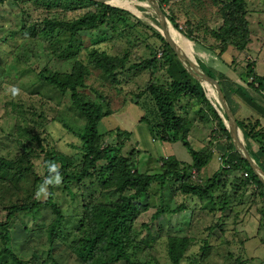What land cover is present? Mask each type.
Listing matches in <instances>:
<instances>
[{"label": "trees", "instance_id": "trees-1", "mask_svg": "<svg viewBox=\"0 0 264 264\" xmlns=\"http://www.w3.org/2000/svg\"><path fill=\"white\" fill-rule=\"evenodd\" d=\"M4 1L0 0V3ZM60 1L45 0L44 2L50 8L61 6L65 10H73L78 8L76 5L81 4L90 7V10L76 18L46 19L48 21L43 22L45 27L40 31L38 30L41 26L37 24L39 22H35V24L26 27L28 35L36 37L42 31L43 34L51 36L49 41L52 42L60 34L67 32L73 39L88 28H98L103 24H110L108 20L114 24L111 25V29L117 32V22L121 17H124L121 13H125L127 22L133 18L129 11L93 0H68L70 4ZM169 1L160 0L163 9L165 2ZM213 2L218 6L217 11L222 20L219 27H209L204 22L194 20L192 13L186 10L185 22L187 26L181 28V32L188 39L218 55L246 84L247 88L237 84L235 89L241 98L257 112L255 115L237 117V120L244 132L248 148L264 168V106L260 102V100H264V73H261L258 68V58H246V55L253 51L255 41L248 18L247 0H213ZM168 16L177 27L180 26L176 14L170 13ZM134 26L135 24L126 28ZM56 28L58 33L53 36ZM151 30L156 36L154 43L156 50L152 52L153 56L145 58L139 63L129 62L127 65L128 53L124 57H117L106 51L100 52L92 49L89 52L91 59L89 63L102 69L103 77L110 81L109 87L118 85L119 75L122 73L136 69H149L153 76L143 89L140 88L132 96L136 106L144 112L140 121L147 123L152 135L156 136L155 138L165 142L180 140L188 149L192 161L187 163L172 155L164 156L159 159L162 171L150 173L140 171L139 166L142 163L140 154L142 152L137 148L132 149L128 155L123 152L131 139V132L122 127L100 131V123L103 118L114 112L109 103L110 95L104 89L107 85L97 84L98 89L92 88L96 92L95 99L89 98L84 91L88 86L86 81L92 75L88 63L79 60L77 53L72 54L70 58L69 54L53 57L40 72L36 73L31 69L38 76V82L41 83L35 89L30 86L33 91H31L28 101L32 103L31 108L34 109L23 107L22 99L15 102V98H12L10 94L8 103L20 109L18 113H13L15 117L11 124L12 129L5 133V136L11 138L9 140L17 146L18 150L14 154H0V164H13L26 160L29 167H26L25 170L33 173L34 186L36 187L39 183L43 184L45 177L49 175L48 165L54 162L60 166L62 183L59 186L64 192L73 193L71 188L73 183H81L85 178L93 177L102 194L92 196L90 199L83 197L74 210L76 220L72 229H66L64 225L68 214L65 213L61 203L57 200L56 189L58 186H49V195L44 201L35 198V189L34 194L22 198L21 201L11 202L5 208V220L0 221V264H33L32 261L23 259L13 251L10 243L11 228L14 225L13 221L20 215L35 214L43 207H49L53 213L51 221L45 228L48 241H64L81 259L83 258L82 254L89 251L92 256L83 258L86 264H111L120 260H126L129 264H155L152 258L138 256L136 253L138 250L144 249L142 243L150 246L146 241L149 235L146 239H139L141 233L136 228V221L143 212L148 211L152 206L156 208L154 218L157 219L166 211L178 212L182 208H186L187 203H178L177 201V206L173 209H169L161 202L153 205L149 200L155 183L161 184L162 188L169 184L168 186L172 190L171 195L173 194L175 199H178L179 196L191 197L203 203V209L208 208V212L215 220V223L206 227L207 230L213 234V231L218 229L221 235L215 238L224 237L225 244L235 241L227 236L226 228L230 217L234 218V225L238 223L237 220L242 211L234 213L233 208L236 205H246L249 202L252 207H256V211L261 216L258 218L259 231L263 230L264 184L253 172L248 161L235 151L231 135L218 112L216 101L210 99L205 87L187 72L162 33L153 27ZM261 42L262 48H264V40ZM157 50L162 52L160 58L156 55ZM232 50L245 55L244 73L239 72L238 66L241 59L239 60L237 54H231V60L224 58ZM19 61L21 60L16 58L17 65H19ZM200 65L203 67L201 63ZM9 66L11 68H8ZM9 66L2 70L5 75H9L8 73L11 72L12 66L15 64ZM14 70L16 80L25 75L20 66ZM2 71L0 73L4 74ZM205 71L213 76L206 69ZM19 86L21 87V85ZM19 86L16 87L19 88ZM41 87L46 88L49 93L42 92ZM247 89L248 92L245 91ZM256 93L258 101L253 98ZM42 95L52 103L56 102V96H58L60 104L66 105L71 110L74 107L84 122L74 128L61 117L53 116L51 119H47L48 115L42 111L38 113L34 107V103ZM227 99L230 103L228 96ZM0 100H2V96H0ZM196 101L201 103L199 116L205 121L210 120L213 123L208 144L200 149H196L190 140L192 127L195 125V121L191 118V112ZM2 106L5 107L6 103H2ZM3 119L6 120V118ZM53 121L62 124L67 133L79 139V143L73 142L72 144L77 149L76 152L68 153L58 148L60 139L55 137L48 127ZM219 149H222L221 153H224L225 156L228 155L226 162L230 167L225 168L218 161L221 165L220 168L210 177L204 178L201 170L210 163L213 157L216 156V160H218L217 150ZM35 158L40 159L44 173L40 174L35 170L33 161ZM245 172L248 173V176L244 175ZM16 178L22 179L19 173ZM111 190H114V193L103 194L104 191ZM146 196L148 200L144 202ZM25 228L28 229L27 226ZM259 231L256 238L258 237L261 241L260 245H264V236L260 235ZM64 235L68 241L63 239ZM192 243L193 238L189 235L171 236L167 246L171 264H183L182 259ZM210 247L211 243L205 241L201 247L202 257L207 256L206 253ZM253 258L254 256L245 258L243 255H237L234 259L232 257V260L227 264H247L251 261L254 262ZM47 260L59 264L50 253ZM257 264H264V260H260Z\"/></svg>", "mask_w": 264, "mask_h": 264}, {"label": "rangeland", "instance_id": "rangeland-1", "mask_svg": "<svg viewBox=\"0 0 264 264\" xmlns=\"http://www.w3.org/2000/svg\"><path fill=\"white\" fill-rule=\"evenodd\" d=\"M44 1L5 0L3 3H0V71L4 70L10 64H15V66H12L11 72L8 73L9 75H5L3 71L4 74L0 73V96H2V100H0V154H14L18 150L17 146L9 140L11 138L5 136V133L10 132L12 129L11 124L14 122L15 117L13 113H18L20 109L8 103L11 86L21 85V87L19 86L21 94L15 98V102L22 99L23 107H29L32 110L34 108H31L32 103L28 101L29 96H31L33 89L41 85L40 81L38 82V76L35 72H40L55 56L69 54L70 58L72 54L77 53L79 60L88 63L92 71V75L86 81L88 86L84 90L88 97L95 99L96 92L92 88L98 89L96 86L99 83H102L100 85H107L104 89L110 95L109 103L114 112L112 115L103 118L100 123V131L122 127L131 132V139L125 146L123 152L125 155H128L134 148L142 152L140 154L142 161L139 166L140 171L144 173L162 171L159 166L161 164L159 159L170 155L190 163L192 161L191 155L180 140L165 142L155 138L156 136L152 135L147 123L140 121V117L144 112L140 107L136 106L137 104L134 103L133 100L135 99L132 96L140 88L143 89L149 82L151 76H153L149 69H136L122 73L119 75L118 85L109 87L110 81L103 77L102 69L99 67L96 68L94 64L89 63L91 60L89 52L92 49L100 52L106 51L108 54L117 57H124L128 53L129 61L127 65L129 62L139 63L143 59L153 56L152 52L156 50L154 46L156 36L151 29L153 27L161 32V27L154 10L144 4L146 1L121 0L120 2L113 3L114 5H120L121 7L119 8L123 10L127 9L126 11H129L133 16L131 21L127 22L125 21V13H121L124 17H121L119 22L116 21L118 23L117 32L111 29V25L114 24L111 23V20H108L110 24H103L98 28H88L73 39L70 38L69 33L64 32L52 42L49 41L51 36L43 34L42 31L36 37L28 35L29 32L26 27L35 24V22H39L37 24L41 26L38 30L40 31L45 27L43 22L48 21L49 18L54 20H61L62 18L69 19L71 17L76 18L89 11L90 7L80 4L76 5L78 6L77 9L65 10L61 6L50 8ZM158 1L160 3V0ZM60 2L70 4L68 0H61ZM165 3L164 10L167 15L170 13L176 14L178 23L182 28H186L187 26L185 22L186 10L192 13L194 20L204 22L209 27L216 28L222 23L217 11L218 6L214 4L213 0H170ZM247 8L249 10L248 18L255 41L253 43V51L247 54L246 58H254L253 56L257 55L259 59L258 68L261 73H264V48H261V41L264 40V0H247ZM133 24H135L133 28H126L127 26L132 27ZM57 33L58 29L56 28L52 35L55 36ZM183 40L192 58L196 61L198 60L216 79L222 80L224 74H230L227 71L228 66L223 63L218 55L205 49V47L203 48L195 41L186 38ZM188 40L192 42V48L187 45ZM159 54L162 55V52L157 50L156 55L158 58L161 56ZM231 54H237L239 60L241 59L238 69L240 73L243 72L245 55L238 54L236 50H232L224 58L231 60ZM16 58L21 60L18 62L19 65L16 63ZM19 66L25 72V75L19 80H16L14 78L16 73L14 68H18ZM8 68L11 67L9 66ZM30 86H33V89ZM233 88L235 89L236 85L233 84ZM205 89L208 97L216 101L213 91L207 87ZM40 90L44 93H49L46 88L41 87ZM44 97L42 95L38 98L34 103V107L38 113L42 111L45 115H48L47 119L58 116L66 119L74 128L84 122L74 107L71 110L66 105H61L58 96H56V102L54 103L47 101L48 98ZM253 98L258 101L255 95ZM144 99L146 100V98ZM260 102L264 104V100H260ZM2 103H6V106L3 107ZM200 107L201 103L196 101L191 112V118L195 121V125L192 127L190 140L196 149H200L208 144V137L213 128V123L210 120L205 121L204 118L199 116ZM253 114H256L255 110L243 101L241 111H237L236 116L243 118ZM3 118H6V120ZM48 127L53 135L60 139L58 141L59 149L68 153L77 151L72 144L73 142L79 143V139L67 133V130L62 124L53 121ZM28 143L31 144V142ZM221 152L222 149L217 150V158ZM33 161L35 163V170L40 174L44 173V168L40 165V159L35 158ZM218 161L219 159L216 160V156L213 157L210 163L201 170L204 178L210 177L220 168ZM26 167H29L26 160L13 164H0V221L5 220V208L11 202L21 201L22 198L34 194V190L36 189L37 191L38 186L42 184L39 183L36 187L34 186L35 177L32 172L25 170ZM18 173L22 178L20 180L16 178ZM15 180L17 182L16 184ZM168 185L166 184L162 188L161 184L155 183L152 188L153 191L150 193L151 197L149 201L153 205L158 202L164 203L169 209L177 206V201L178 203L187 202L186 208H182L178 212L166 211L157 219L154 218L155 206L143 212L135 225L141 233L140 240L146 239L149 235L146 241L150 246L142 243L144 249L142 248L136 252L138 256L150 257L155 261V264H171L167 253L169 238L174 235H189L193 238V243L189 246L182 259L183 264H227L228 261L230 262L232 260V257L234 259L237 255H243L245 258L254 256V262L251 261L247 264H257L260 260H264L262 256H259L264 253V245H260L261 241L257 242L258 240L255 239L259 226L256 220L261 217L256 211V207H252L248 202L246 205H236L233 208L234 213L237 211L242 212L238 217L237 225L233 224L234 218H229L226 233L229 238L235 241L225 244L224 237H221V239L215 238L221 235L218 229H215L213 234H211L206 228L211 223H215L212 214L208 212V208L203 209L202 206L204 204L195 198L179 196L178 199H175L173 194L171 195L172 190ZM57 188V200L61 203L65 213L68 214L64 224L66 229H72L74 221L76 220L74 210L79 205V202L82 201L83 197L90 199V197L101 193L100 187L93 177H87L81 183H73L71 185L73 193L70 192L71 194L67 191L64 192L61 186ZM112 192L114 193V190L104 191L103 194H110ZM80 195L82 196L80 197ZM46 199L42 197L39 200L44 201ZM147 200L146 196L144 202H147ZM52 217L53 213L51 209L49 207H43L35 214L20 215L14 220V225L11 228L12 239L10 241L13 251L20 257H23V259L32 261L33 264H54L51 260H47L49 253L59 264H86L83 258H90L92 256L89 251H85L81 259L64 241H48L45 228ZM63 239L68 241L65 235ZM205 241H209L211 247L207 250V256L202 257L201 247L205 244ZM257 243H259V246H257ZM111 264L129 263L126 260H120Z\"/></svg>", "mask_w": 264, "mask_h": 264}, {"label": "water", "instance_id": "water-1", "mask_svg": "<svg viewBox=\"0 0 264 264\" xmlns=\"http://www.w3.org/2000/svg\"><path fill=\"white\" fill-rule=\"evenodd\" d=\"M100 3L114 5L113 0H93ZM144 3L150 6L158 19L161 27V33L166 39L170 47L175 51L178 59L185 67L187 72L203 87L211 89L216 97V106L218 107V112L224 120L225 125L231 135L233 144L235 146V151L240 154V156L247 160L251 165L253 172L258 176L261 182L264 184V168L259 163V161L251 153L248 148V144L245 139L244 132L239 125L237 117L233 112V109L225 96L221 83L215 77L209 75L205 69L190 55V51L187 49L183 39H188L183 32L174 24V22L169 18L167 13L163 10L158 0H145ZM121 7L120 5H114ZM138 9V8H137ZM127 10V9H125Z\"/></svg>", "mask_w": 264, "mask_h": 264}, {"label": "crops", "instance_id": "crops-1", "mask_svg": "<svg viewBox=\"0 0 264 264\" xmlns=\"http://www.w3.org/2000/svg\"><path fill=\"white\" fill-rule=\"evenodd\" d=\"M204 48V47H203ZM262 48V46H261ZM206 49V48H205ZM194 50V49H193ZM201 53H204V52H201ZM251 53V52H250ZM249 54V53H248ZM247 56V55H246ZM254 58L253 59H256L258 58L257 55H254L253 56ZM248 58H251V57H248ZM224 63V62H223ZM227 71L230 73V74H224L223 77H224V80L221 82V86H222V89H223V92L225 94V96L230 99V103L232 105V108L234 110V113L235 115H237V111H241V107L243 106V99L241 98V96L239 95V93H237V90L233 88V84L237 85H242L243 87H246V84L243 82L242 79H240L239 75H236L235 72H233L231 70L230 67L227 68ZM247 88V87H246ZM248 92V89L245 90ZM258 94L256 93L255 96H257ZM262 106H264V104L262 103L261 104ZM257 112V111H256ZM255 112V113H256ZM237 117V116H236ZM246 117V116H245ZM195 130V129H194ZM192 136V134L190 135V137ZM246 139V138H245ZM221 166V165H220ZM258 223H259V220L257 219L256 220ZM255 225H256V222H255ZM259 228H260V225L258 226V231H259ZM257 230V229H256ZM260 232V235H263L264 236V227H263V230L262 231H259ZM258 234V232H257ZM256 234V236H258ZM255 238V236H254ZM256 240H258L257 242H259V239L258 237L255 238ZM247 242V241H246ZM257 246H259V243H257ZM259 256H262L264 258V253L260 254Z\"/></svg>", "mask_w": 264, "mask_h": 264}, {"label": "clouds", "instance_id": "clouds-1", "mask_svg": "<svg viewBox=\"0 0 264 264\" xmlns=\"http://www.w3.org/2000/svg\"><path fill=\"white\" fill-rule=\"evenodd\" d=\"M197 62H198V60H197ZM10 93H11L12 98H16L21 94V89L16 87V86H11ZM48 171H49V175L47 177H45L43 184L38 186L37 191L35 193V198L38 200L41 199L42 197L45 199L48 197L49 186H59L62 183V175L60 173V166L58 164H56L54 162L50 163L48 165Z\"/></svg>", "mask_w": 264, "mask_h": 264}, {"label": "built area", "instance_id": "built-area-1", "mask_svg": "<svg viewBox=\"0 0 264 264\" xmlns=\"http://www.w3.org/2000/svg\"><path fill=\"white\" fill-rule=\"evenodd\" d=\"M181 28H182V26H180V29H181ZM160 55H161V54H159V56H160ZM227 157H228V155L225 156L224 153H221V154L218 156V159H219L220 164H221L223 167H225V168H229V167H230V165L226 162ZM244 175H245V176H248V173L245 172Z\"/></svg>", "mask_w": 264, "mask_h": 264}, {"label": "bare ground", "instance_id": "bare-ground-1", "mask_svg": "<svg viewBox=\"0 0 264 264\" xmlns=\"http://www.w3.org/2000/svg\"><path fill=\"white\" fill-rule=\"evenodd\" d=\"M117 1L120 2L121 0H113L112 3H115ZM187 45L192 48V42L191 41L189 42V40H188Z\"/></svg>", "mask_w": 264, "mask_h": 264}]
</instances>
